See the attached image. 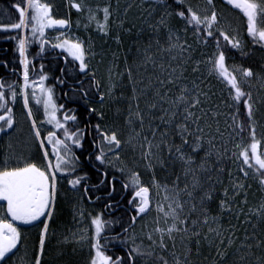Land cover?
<instances>
[{"label": "snow or ice", "instance_id": "obj_1", "mask_svg": "<svg viewBox=\"0 0 264 264\" xmlns=\"http://www.w3.org/2000/svg\"><path fill=\"white\" fill-rule=\"evenodd\" d=\"M145 3L147 15L143 25L150 30V36L163 30L167 45L161 44L158 38L154 42L150 39L141 59L134 58L129 63L125 56L123 71H116L119 65L113 62L108 69L110 83L106 93L91 67L90 61L97 55L91 38L85 42L79 37H69L64 31L55 37V43L47 38L48 29L71 27L70 20L54 17L53 5L47 0H16L12 8L17 20L0 23V31L17 32L8 38L16 41L22 66V83L0 81V112L3 113L0 132L14 127V105L19 97L40 154L39 161L16 157L13 163V158L6 156L0 163V264H9L20 251L18 246L26 239L21 226L40 229L32 264H44L47 241L54 235L50 232V221L54 219L62 180H66L71 191L81 193L79 207L74 206L73 218L78 217V223L86 218L85 201L102 204L101 211L94 215L87 213L89 227L73 232L71 240L65 236L61 241L81 245L82 249L87 246L86 264H264V197L258 205L250 206L251 185L247 183L253 179L264 191V133L257 135L258 127L264 128V124L256 119L260 106H264V95L254 97L252 91L245 90L246 86L251 88L253 78L264 89V66L257 73L251 67L226 64L228 51L235 49L242 56L248 53L244 51L245 41L238 29L229 35L218 26L214 0H206L208 7L202 11L194 10L186 0H145ZM225 3L242 13L246 35L252 44L264 48V0H225ZM70 6L78 12L85 11L80 3L73 2ZM131 7V4L126 6L125 15ZM157 8L165 10L158 18ZM87 11L89 23L94 21L96 30L105 37L110 35L113 24L124 29L125 20L120 19L116 24L118 4L113 8L109 2L103 8ZM100 12L102 21L98 19ZM173 16L184 22L183 31L193 29L198 43L206 45L208 38L215 40L216 51L211 57L206 61L194 59L192 45L186 40L182 42L180 30L169 23ZM134 27L133 24L124 30L130 32ZM220 38L225 42L223 48ZM115 39L119 44L118 35ZM34 42L39 44L37 56L46 50V45L67 53L71 61L65 58V64L71 66L61 68L62 74L76 72L89 77L87 88L83 81L79 82V99L89 118L81 121L72 108L62 112L65 105L57 103L55 87L45 84L49 77L44 65H40L37 73L28 58ZM154 46L155 53L151 52ZM136 51L141 53L139 48ZM116 59L114 53L113 61ZM201 63L209 65L208 75L221 80L229 90L228 119L223 130L219 119L223 113L213 99L215 93L202 87L204 81L198 75ZM189 64L191 79L186 75ZM56 79L59 84L65 83L63 76ZM118 87L122 88L119 97L116 96ZM93 88L101 105L106 96L116 101L127 99L126 139L115 127L101 123L104 112L90 106ZM30 101L43 108L45 119L39 125L33 118ZM121 111L124 110L117 108L118 114ZM43 124L51 126L46 135L41 132ZM88 137H91L88 141L91 151L85 150ZM125 146L140 150V159L151 174L148 184L138 171L127 169L121 159ZM226 160L236 164L235 173L223 165ZM85 165L99 173L98 183L89 184L88 173L80 174ZM177 165L179 168L173 172L171 183H162L157 178L156 169L168 171ZM109 170L125 177L121 184L125 192L130 191L124 206L127 219L124 215L112 216L121 205L113 199L117 176L110 177ZM225 173L227 185L222 179ZM217 186L222 191L218 192ZM102 188L107 190L105 196L95 195ZM153 195L159 199L154 201ZM214 202L215 210L211 207ZM153 211L156 216L151 228L145 225L141 234H137L138 221ZM229 217L237 223L229 220L226 227L224 221ZM205 248L209 250L207 255ZM256 250L261 254L256 255Z\"/></svg>", "mask_w": 264, "mask_h": 264}, {"label": "trees", "instance_id": "obj_2", "mask_svg": "<svg viewBox=\"0 0 264 264\" xmlns=\"http://www.w3.org/2000/svg\"><path fill=\"white\" fill-rule=\"evenodd\" d=\"M79 1L80 0H74L73 2L80 3ZM133 1L135 3L145 2V0H133ZM15 2H16V0H0V23L8 24V23H11V22H14L17 20V14L15 13L14 9L12 8V5ZM47 2H49L53 5V10L55 8H57V10L56 9L54 10L55 13L53 12L54 17L61 18V19H68V20H70V24L74 25V27H76V29L81 28L84 31H86V30L89 31L88 27L87 28L85 27V25H88L87 20L85 18L87 16L84 14L85 12L84 13H83V11L82 12H75L73 10L71 14L68 13V7L66 6V0H57L56 2H54V0H47ZM109 2H111L113 4L114 2H117V0H109ZM94 4H95V2L92 3L91 7ZM54 5H56V6L54 7ZM169 10H171V9H169ZM134 11H136V10H134ZM132 14H134V13L133 12L130 13L129 16H132ZM169 23L172 25L178 26L180 28V30L183 29L182 26L185 27L184 22L179 20L175 16L170 18ZM130 27H132V25L129 24L127 21H125L124 29L130 28ZM145 27L146 26L143 25V20H141L140 24H137L136 27L132 28V30L130 32H127L124 29H119V28H117L116 32L114 30H111V33L109 35L110 36L109 41H111L112 39H115L117 35L120 38L119 44L116 43V40L112 42V48L116 50L115 54L117 57V59L115 60L116 62H114V63H117V62H118V64L120 63L121 69L124 70L125 56L128 57V62L131 63L130 59H133V54H134V51L136 50L135 48L136 47L138 48L139 45L144 43V41H147V40H145V38H147V36H148L147 39L150 40V36H149L150 30H148L147 27L146 28ZM67 29L68 28L61 29V31H66ZM141 29H144V30L146 29L147 31L144 32V31H141ZM187 31H189L190 33H193V35H195L192 28L189 27L187 29ZM16 35H17L16 31H9V32L0 31V76H2L4 73L6 74L8 70L13 71V69H15V73L17 71L21 72L22 66L19 64V55H18V51L16 49V41L8 38L10 36H16ZM83 35H86L85 32H83ZM93 35H97V34H93ZM217 35H218V33H217ZM96 37H98V36H95V38ZM157 38L159 40L165 39L166 33L163 30H161V32L159 34H157ZM104 39H105L104 37H99V39L96 38L95 40L100 45H102L103 48L106 49V46H105L106 43L104 42L105 41ZM151 39L152 40L154 39L153 36ZM220 41H221V45L223 48L225 46V42L223 41L222 38H220ZM200 43H201V49H203V52L195 54L194 59L199 60V61H206L216 51L215 40L212 38H208V43L206 45L202 42H200ZM38 52H39V44L34 42L28 50V58L31 61L33 59L36 60V56H37ZM61 55H63L65 58H67L69 61H71V59L69 57H67V55L65 53H62ZM111 56H112L111 57V59H112L113 55H111ZM243 59H247V56L246 55L242 56L240 54V52L235 50V49L228 51L226 54V64L228 66L230 64L241 65ZM37 61H39V60H37ZM246 63H247V61H246ZM5 64L7 65L6 67L4 66ZM247 64L252 65L250 62ZM68 65H70V64H68ZM208 67H209V65L204 64V63H201V65H200V68H202V69H200V73L203 72V74L200 75V73H199L198 75L201 76L202 80L204 81L202 87H206V89H210L212 92H214L215 96L213 97V99L215 100V102L217 104H219L220 106L224 105V108L229 111V108L227 107V103L229 102V90L226 86V88L224 90L225 92L220 93V90H222L220 87V82L217 80V78L215 76L208 75V70H206V68L208 69ZM245 67H247V65ZM95 72H96L97 79L101 83V90L103 92H105L104 88H103L102 80L99 76L100 74L97 73L96 69H95ZM186 75L190 76L189 79L192 78L191 64L188 65V72ZM78 77L80 80L82 78H85L83 81V85L85 88H87L89 86V77L85 76L83 74H78ZM125 83H126V80H125ZM245 90H247V89H245ZM92 93L94 94L93 95V102H94L93 107L97 108L98 110H102L104 112L105 118H104V121H102L101 123L115 127L118 131H120L121 137L123 138L124 134L121 132V130H122L121 123L124 124V117L126 116L127 106H125L124 104H121L120 102L116 104V103H114L115 100L109 99L107 96H106L104 104L101 105L99 103L96 95H95V93H96L95 88L92 89ZM127 93L128 92H126V94ZM127 95H126V97H127ZM79 101L82 102L80 99H79ZM123 107L125 108L124 109L125 112L121 111L118 114L117 108H120L123 110ZM80 112H82V113H80L79 119L81 121H84L86 119V116H87L86 109H84V110L82 109ZM222 113H225V114L221 115L219 119H220V125L222 124V130H223L226 126L225 120L228 119V116H227L228 112H222ZM92 119H93V123L97 122L96 117L93 116ZM228 122L230 123L231 121L229 120ZM261 133H264V131L261 127H258L257 135L259 136ZM245 136H246V140H247V134H245ZM236 142H239V138H237ZM177 143H179V140H177ZM229 147L233 148V144H229ZM137 151H139V150H137ZM136 156H139V152H136ZM129 158H131L130 155H129ZM81 159H83V157H81ZM121 159L124 161L125 165L127 166V169L133 170V171H138L135 168V166H131L130 168H128L127 162L125 161V160H128V157L127 158L125 157L124 151L121 152ZM134 160H135L136 165H138L139 157H134ZM214 162H215V157L212 158L211 163L214 164ZM142 165H144V164L142 163ZM223 165L226 168L231 169L234 173L236 172V164L233 163L231 160L224 161ZM178 168H179L178 165L176 166L175 169H169L168 171H164V170H161L158 168V169H156V176L162 183L163 182L171 183V180L173 179V172L178 171ZM83 172L88 173L87 165H85ZM83 172H81L80 174H83ZM145 173L147 175V176H145V179L147 178V182L143 178V175H141V178L145 184H148L149 183L148 181H150V179H151V174L146 169H145ZM109 174H110V177L113 174L117 176V182L115 185L117 192L114 193L113 199H114V201H118L121 205L119 208H116L113 211L112 216L115 218H118V217L124 215L125 219H127V216L124 213V206L126 205V201L130 196V191L125 192L122 188L121 182L125 179V177L121 176L119 173H113L111 170H109ZM99 179H100V175L94 169L92 172V175L90 176V179L88 180V183L89 184H96L99 182ZM213 179H215V175L213 176ZM222 179L224 180L225 185H227L228 179H227L226 173L222 177ZM253 181H255V180L249 179L247 181V183L251 185V188L248 189V200H249L250 206L258 205L257 200H258L259 196L262 195L260 187L257 188V186H256V184H258V183L255 181V184H254ZM217 189H218V192L222 191V189H220L219 186H217ZM106 191H107L106 189L102 188L100 191L95 192V195L105 196ZM80 195H81V193H75L73 191H70L66 186H63V189L59 191L58 200H57L56 207H55L54 219L52 221H50V232L54 233V235L50 236L51 240L47 243V255L44 258V264H50V262L52 261V257L54 255L53 250L55 249L54 246L62 245L63 243H61V241H63L65 236H68V238H69L73 232H76L78 229L82 228L81 226L78 225L79 224L78 223V217H77V219L73 218L74 206L76 208L79 207V205L77 204V201H78V198ZM83 206L86 209V218L84 219L83 224H85V225H87V227H89L90 223H89V220L87 219V213L90 212L94 215L96 212L101 211L102 204H101V202L89 204L87 201H85ZM211 207L213 208V210H215V208H216L215 202L211 205ZM229 220L231 221V223H237L236 220L229 217L224 221L226 227L228 226ZM239 234L242 235V231ZM116 251L119 254L120 248L118 247L116 249ZM208 251L209 250L207 248H205L204 254L207 255ZM256 253L261 254L260 250H256ZM72 260L75 261L74 258ZM201 261H202V258H201Z\"/></svg>", "mask_w": 264, "mask_h": 264}, {"label": "flooded vegetation", "instance_id": "obj_3", "mask_svg": "<svg viewBox=\"0 0 264 264\" xmlns=\"http://www.w3.org/2000/svg\"><path fill=\"white\" fill-rule=\"evenodd\" d=\"M216 11L219 15L231 17L233 19L239 20L244 23V32L242 38L245 41L244 51L248 53L247 59L242 60L244 67H251L254 72H260L262 66H264V48H261L259 45H253L250 38L246 35V21L242 16V13L238 9L232 8L230 5L225 3V0H214ZM56 18V17H55ZM61 29H48L46 31L47 38L51 43L57 42L55 37L59 35ZM65 32V31H64ZM63 52L61 49H52L50 45H46V50L39 56H36V60L33 59L32 63L35 65L36 72L39 73L40 65H44V72L49 77L45 81L46 86H54L56 93V101L58 104H64L66 111L68 108H72L76 111V114L79 115L82 109H86L83 102L79 101V88L80 81H84L85 78L81 80L78 77V73L73 72L69 75H64L61 73V68H68L71 65L65 64V57L61 55ZM67 55V53H65ZM245 56V55H244ZM70 58V57H69ZM71 59V58H70ZM39 60V61H37ZM252 65H248L247 63ZM38 62V63H37ZM22 69L21 72L17 71L16 73L8 70L7 73L0 76V81L7 83H22ZM31 75V73H30ZM65 80L64 84H59L57 82V77H62ZM38 78V77H37ZM65 93L68 95L66 96ZM94 102L90 106L93 107ZM30 107L32 108L33 118L37 121L38 125L41 121L45 119L42 106H37L34 101H30ZM82 109H81V108ZM0 114H3L0 112ZM14 114H15V124L12 129H6L5 132H0V163L3 162L6 156L13 158V163L15 162L16 157L22 158H32L39 161L40 154L34 136L31 129V122L29 121L26 111L23 108L22 100L18 97L16 104L14 105ZM88 117V113L86 119ZM92 119V117H91ZM93 122V119H92ZM83 126V125H82ZM51 129L50 125L43 124L41 126L42 135H46L47 131ZM32 138V139H31ZM91 140V137H88V140L85 141V150L91 151V145L88 141ZM15 152V154H14ZM80 150H77L79 155ZM84 168L81 172H83ZM94 168L87 166L88 176L92 175ZM63 186H66L69 190V186L66 180H62L59 184V191L63 189ZM71 191V190H70ZM74 192V191H73ZM79 193V192H75ZM2 204V202H0ZM24 232L26 239L23 242V245L18 246L20 251L16 253L12 261L9 264H32L34 250L38 245V233L39 228H33L30 226H21ZM26 254V261L22 260V256Z\"/></svg>", "mask_w": 264, "mask_h": 264}, {"label": "rangeland", "instance_id": "obj_4", "mask_svg": "<svg viewBox=\"0 0 264 264\" xmlns=\"http://www.w3.org/2000/svg\"><path fill=\"white\" fill-rule=\"evenodd\" d=\"M57 0H54V2H56ZM74 0H66V6L68 7V13H72V11L74 10L75 12H78L76 9L72 8L70 5L71 3H73ZM80 4L83 5V7L85 8V11H83V13L87 16L85 17L88 23V30L89 31H84L81 28L76 29V27H74V25L71 24V27L68 28L65 33L69 36V37H79L81 39H83L85 42H87L89 40V38H91V42L94 45V50L97 52V55L95 56V58L91 59L90 63H91V67L93 68V70H97V73H99L100 78L102 80V84H103V88L104 91L107 92V85L110 83L108 76V69L111 66V64L113 62V58L111 59V55H113L114 53H116L115 49L112 48V42L115 41L116 39H112L110 40V36H103L100 32H98L96 30V24L93 21L92 23H89L88 20V16L89 13L87 11V9H92L93 11H95L97 8H103L106 4H108L109 0H80L79 1ZM95 4L91 7L92 3ZM77 3V2H75ZM186 3L188 5H191L193 7L194 10L196 11H202L203 9L207 8V4H206V0H186ZM112 4V3H111ZM117 4L119 5V17L116 20V24L119 23L120 19H123L125 21H127L129 24L131 25H137L140 24L141 20H143V18L147 15V13L144 11V9L147 7V4L145 2L143 3H135L133 0H117V2H114L113 8H116ZM131 4L132 7L129 8L127 10V14L125 15V8L127 5ZM56 5H54L55 7ZM57 10V8H55ZM54 9V10H55ZM53 10V12L55 13V11ZM136 10V11H134ZM165 10L163 8H157V12H156V16L159 17V15H161ZM210 11V9H209ZM134 13L132 14V16H129L130 13ZM98 19H100L101 21L103 20V13L100 12L98 13ZM172 25V24H171ZM145 26V25H144ZM177 30H180V28L176 25H173ZM219 27L223 28L227 34L232 35L233 30L234 29H238L240 31L241 34H243L244 32V23L233 19L231 17H227V16H223V15H219ZM183 29L185 28L184 26H182ZM75 28V29H74ZM146 28V27H145ZM183 29H181L179 31V35L181 38V41H187L188 44H191L194 52H193V56L197 53H202L203 49H201V43L197 42V37L196 35H193V33H190L189 31H183ZM112 30H114L115 32L117 31V27L115 24L112 25ZM149 30V29H148ZM144 32H146L147 30L143 29ZM83 32H85L86 35H83ZM129 32V31H127ZM93 34H97V35H93ZM96 37L97 39H99V37H104L105 39V43H106V49L103 48L102 45H100L98 42H96ZM150 36V35H149ZM156 39L157 38V34L155 35H151L150 39L152 38ZM95 38V39H94ZM148 38V36H147ZM145 38L143 44L139 45V49H141V53H137V47L135 48L136 50L134 51L133 54V59H141L142 58V52L143 49L145 47V45L148 43L149 39ZM153 39V42H154ZM161 44L163 45H167V40L162 39L160 40ZM114 51V52H113ZM151 52L155 53L156 52V48L155 46L152 48ZM133 59H130V61L132 62ZM159 59V57H158ZM164 59L167 60V54H164ZM199 59V58H198ZM118 64V62L116 63ZM119 68L116 69V71H123V69H121V64L119 63ZM232 65H237V64H230L229 67H231ZM237 66H242V65H237ZM244 67V66H243ZM202 69V68H200ZM206 70H208L206 68ZM152 71L151 66H149V72ZM259 73V72H257ZM187 74V73H186ZM203 72L200 73V75H202ZM190 77V76H189ZM200 78L202 79V77L200 76ZM118 79V78H117ZM217 80L220 82V87L222 90H220V93L225 92V88L226 85L217 78ZM251 83V88H248L246 86L247 90L252 91L254 97L258 96V95H264V89L261 88V82L257 81L255 78H253V80L250 82ZM122 88L118 87L116 90V96L119 97L120 96V92H121ZM127 92V91H126ZM125 92V94H126ZM128 94V93H127ZM126 94V95H127ZM125 95V96H126ZM121 103L124 104L125 106H127V99H123V100H119V101H114V103ZM141 107H143V104L141 105ZM125 108L123 107V110ZM221 112H229L227 109L224 108V105L220 106L219 109ZM122 112H125L122 111ZM127 114V113H126ZM225 113H223L224 115ZM122 119V118H121ZM256 119L259 121L260 124H264V106H260V111L256 113ZM123 120V119H122ZM121 127L122 130L121 132L124 134L123 139H126L128 136V129L127 127L121 123ZM221 129H222V124L220 125ZM264 131V128H262ZM32 139V138H31ZM138 148L136 150H133L132 147L130 146H125L124 148V152H125V157H128V160H125L127 162L128 168H130L131 166H135V168L141 173V175H143V178L145 179L146 173H145V167L144 165H142V160L140 159V150ZM136 152H139V156H136ZM15 154V152H14ZM129 155L131 156V158H129ZM134 157H139V163L138 165H136ZM145 181L147 182V178L145 179ZM150 182V181H148ZM255 184V181H253ZM257 188H259V185L256 184ZM253 187V186H252ZM262 195L259 196L258 200H257V204H259L260 200L262 197H264V191H261ZM159 199V197L153 195V200H157ZM156 216V212L153 211L151 212L149 215L145 216L143 220L138 221V223L136 224V232L137 234H141V230L143 228V226L147 225L148 229L151 228L152 226V221L153 218ZM79 226L83 227H87V225L83 224V223H79ZM72 239V235H70L69 240ZM51 240V237L48 239L47 243ZM139 242V241H138ZM54 246V245H53ZM50 247V246H49ZM54 255L52 257V261L50 262V264H86V260H87V256H88V247L84 246L83 249L81 247V245L75 244V243H63L60 246H54ZM256 255H260L259 253H256ZM74 258L75 261H73L72 259ZM27 255L24 254L22 256V260L26 261ZM253 259H255V257H253ZM26 264V263H24Z\"/></svg>", "mask_w": 264, "mask_h": 264}]
</instances>
